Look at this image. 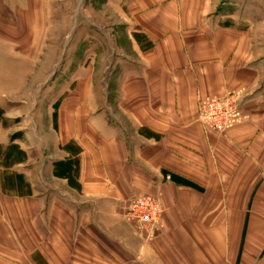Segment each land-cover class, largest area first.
<instances>
[{"label": "crops", "instance_id": "1", "mask_svg": "<svg viewBox=\"0 0 264 264\" xmlns=\"http://www.w3.org/2000/svg\"><path fill=\"white\" fill-rule=\"evenodd\" d=\"M218 2L82 3L87 71L10 109L5 93L31 91L53 57L38 45L68 38V0H0V145L23 146L29 180L21 195L0 183V264H264V38L219 22ZM229 93L243 118L206 130L199 101ZM147 194L163 207L152 240L120 215Z\"/></svg>", "mask_w": 264, "mask_h": 264}, {"label": "rangeland", "instance_id": "2", "mask_svg": "<svg viewBox=\"0 0 264 264\" xmlns=\"http://www.w3.org/2000/svg\"><path fill=\"white\" fill-rule=\"evenodd\" d=\"M92 1L93 0H83V2L80 3V0H68V38L66 40L62 38L60 43H52L46 47L42 43L38 45L37 50L44 51L45 48L46 52L52 53V59H39L35 61L34 72L36 81L33 89L31 91L20 90L19 92L5 93L6 101L4 104L6 107L11 109V107L22 105V103L27 104L33 100H36L38 104L43 106V101L60 99L75 88L76 79L79 78L77 74L81 71H87L88 65L91 63V59H88V56H90L93 49L91 43H86L83 45L84 49L81 57V45L75 44L74 41L77 30L76 23L77 21L86 22L87 20L85 17H81L80 19H77V17L81 16L79 9H81L80 6H82V3L83 9H85L86 7L89 8ZM95 1L102 2L103 0ZM43 5L45 4H41L42 8L44 7ZM7 6L10 7V5L4 4L5 20L9 19L8 12H10V10H8ZM78 14L80 15L77 16ZM40 15L42 17V14ZM214 15L216 19L223 24L246 32L248 31V33L254 37L255 35H259L264 38V0H219ZM57 16H59V12H57ZM96 32L100 33L101 31L96 30ZM106 74L103 78L101 75L98 82L103 89H106ZM2 117H4L3 108L0 106V118ZM37 154L38 153L35 155ZM27 159L28 155L26 150H24L20 143H16L15 139L14 141L11 140L6 144L0 145V181H3L4 186L8 185L5 179L6 176H11L12 173L22 175L25 182H29L25 172H21L24 166H19L26 163L28 161ZM34 163L41 165L38 156ZM3 177L5 178L3 179ZM36 179L39 181L40 178L36 176ZM39 188H43L42 183H40ZM21 189L24 191L25 188L21 187ZM135 196L137 195L129 199ZM127 200L123 202V206L120 210V215L125 222L123 209Z\"/></svg>", "mask_w": 264, "mask_h": 264}, {"label": "built area", "instance_id": "3", "mask_svg": "<svg viewBox=\"0 0 264 264\" xmlns=\"http://www.w3.org/2000/svg\"><path fill=\"white\" fill-rule=\"evenodd\" d=\"M243 118L238 95L229 93L224 98L209 97L198 103V119L203 127L224 134ZM123 216L138 235L152 240L162 225L163 207L157 195H137L124 204Z\"/></svg>", "mask_w": 264, "mask_h": 264}, {"label": "trees", "instance_id": "4", "mask_svg": "<svg viewBox=\"0 0 264 264\" xmlns=\"http://www.w3.org/2000/svg\"><path fill=\"white\" fill-rule=\"evenodd\" d=\"M4 178L5 177H3V179ZM5 179L7 180V184H8L7 186H4L3 181L2 182L0 181L2 188L5 192L20 194V195L29 192L28 184L25 182L22 175L17 173L15 174L12 173L11 176L7 175ZM21 187L25 188L24 191H22Z\"/></svg>", "mask_w": 264, "mask_h": 264}]
</instances>
